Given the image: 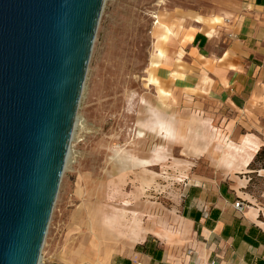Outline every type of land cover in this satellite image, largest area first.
Here are the masks:
<instances>
[{
    "label": "rangeland",
    "instance_id": "rangeland-1",
    "mask_svg": "<svg viewBox=\"0 0 264 264\" xmlns=\"http://www.w3.org/2000/svg\"><path fill=\"white\" fill-rule=\"evenodd\" d=\"M215 8L211 0H104L40 264H117L137 243L129 234L158 224L148 214L171 204L181 169L200 176L218 169L213 155L223 139L200 143L209 156L187 153L178 138L187 131L171 128L181 120L154 83L170 50L162 28L177 26L172 31L183 38L194 21L208 25ZM205 175L213 184L226 180ZM162 218L168 224L164 209ZM105 228L122 232L121 240L108 241Z\"/></svg>",
    "mask_w": 264,
    "mask_h": 264
},
{
    "label": "crops",
    "instance_id": "crops-1",
    "mask_svg": "<svg viewBox=\"0 0 264 264\" xmlns=\"http://www.w3.org/2000/svg\"><path fill=\"white\" fill-rule=\"evenodd\" d=\"M211 1L208 25L194 21L183 38L172 31L177 26L162 28L170 50L154 83L156 97L181 120L171 128L187 131L178 137L187 153L203 157L211 150L200 143L223 139L213 155L218 169L201 176L181 169L171 204L148 214L158 224L129 234L137 243L117 264H264V172L254 163L264 148V0ZM206 173L226 180L213 184Z\"/></svg>",
    "mask_w": 264,
    "mask_h": 264
},
{
    "label": "water",
    "instance_id": "water-1",
    "mask_svg": "<svg viewBox=\"0 0 264 264\" xmlns=\"http://www.w3.org/2000/svg\"><path fill=\"white\" fill-rule=\"evenodd\" d=\"M104 0H0V264H40Z\"/></svg>",
    "mask_w": 264,
    "mask_h": 264
},
{
    "label": "bare ground",
    "instance_id": "bare-ground-1",
    "mask_svg": "<svg viewBox=\"0 0 264 264\" xmlns=\"http://www.w3.org/2000/svg\"><path fill=\"white\" fill-rule=\"evenodd\" d=\"M78 124H79V119L75 118L74 126H73V129H72L71 138H72V136H73L74 129H75V127H76ZM70 140H71V139H70ZM69 154H70V149H69L68 157H69ZM67 159H68V158H67ZM67 161H68V160H67ZM102 233L108 234L107 237H109L112 241H116V240L120 239L119 236L121 235V234H120L119 236H117V235H115V233H116V232H115L114 235L112 236V234H110V232H107L106 230H103ZM120 233H121V232H120Z\"/></svg>",
    "mask_w": 264,
    "mask_h": 264
},
{
    "label": "trees",
    "instance_id": "trees-1",
    "mask_svg": "<svg viewBox=\"0 0 264 264\" xmlns=\"http://www.w3.org/2000/svg\"><path fill=\"white\" fill-rule=\"evenodd\" d=\"M254 163H261V169L264 170V148L258 153Z\"/></svg>",
    "mask_w": 264,
    "mask_h": 264
},
{
    "label": "built area",
    "instance_id": "built-area-1",
    "mask_svg": "<svg viewBox=\"0 0 264 264\" xmlns=\"http://www.w3.org/2000/svg\"><path fill=\"white\" fill-rule=\"evenodd\" d=\"M262 171L264 172V170H262ZM234 208H235L236 210H238V211H242L243 206H242L241 203H235V204H234Z\"/></svg>",
    "mask_w": 264,
    "mask_h": 264
}]
</instances>
